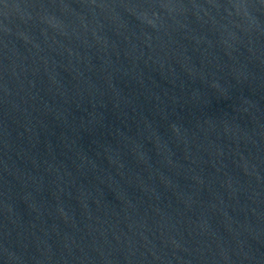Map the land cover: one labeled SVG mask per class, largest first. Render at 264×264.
I'll return each instance as SVG.
<instances>
[{"label":"water","instance_id":"1","mask_svg":"<svg viewBox=\"0 0 264 264\" xmlns=\"http://www.w3.org/2000/svg\"><path fill=\"white\" fill-rule=\"evenodd\" d=\"M0 264H264V0H0Z\"/></svg>","mask_w":264,"mask_h":264}]
</instances>
